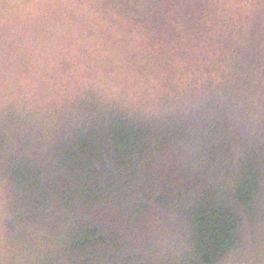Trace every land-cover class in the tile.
Instances as JSON below:
<instances>
[{
    "label": "clouds",
    "instance_id": "1",
    "mask_svg": "<svg viewBox=\"0 0 264 264\" xmlns=\"http://www.w3.org/2000/svg\"><path fill=\"white\" fill-rule=\"evenodd\" d=\"M0 264H264V0H0Z\"/></svg>",
    "mask_w": 264,
    "mask_h": 264
}]
</instances>
